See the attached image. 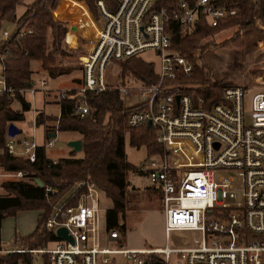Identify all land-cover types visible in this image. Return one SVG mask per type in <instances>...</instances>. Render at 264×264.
<instances>
[{
  "label": "built area",
  "instance_id": "1",
  "mask_svg": "<svg viewBox=\"0 0 264 264\" xmlns=\"http://www.w3.org/2000/svg\"><path fill=\"white\" fill-rule=\"evenodd\" d=\"M76 3L90 16L86 21L92 38L86 41L84 58L79 57L82 75L77 87L59 91L58 99L74 98V113L82 116L88 109L87 93L111 87L119 91L125 106L132 108L125 126L136 128L149 122L160 146L159 152L148 156L147 166L137 169L159 192L165 241L171 232L192 233L196 241L177 248L168 247L167 242L162 248L145 249L99 245L100 189L79 180L65 200L51 206L43 221L44 229L54 236L49 241L53 247L10 252L40 254L42 264H168L171 253L181 264H264V88L245 102V89L239 85L224 87L210 105L202 98L192 100L174 82L180 75L189 76L192 64L170 46L171 25L184 31L204 19L215 26L236 9H226L219 0H116L115 8L109 10L97 0V23L83 0H68L69 8ZM30 32L18 30L15 39ZM8 35L2 31L3 40ZM257 45L264 50L262 40ZM145 50L158 57L156 83L133 87L107 83L111 63ZM45 84L40 80V86ZM0 95L14 96L1 76ZM4 147L7 154L33 162L37 144L31 138L16 142L6 136ZM0 179L38 186L36 178L20 170H0ZM43 190L48 195L58 191L50 185ZM59 227L71 242L55 236ZM106 240H118L116 230L106 231Z\"/></svg>",
  "mask_w": 264,
  "mask_h": 264
},
{
  "label": "trees",
  "instance_id": "2",
  "mask_svg": "<svg viewBox=\"0 0 264 264\" xmlns=\"http://www.w3.org/2000/svg\"><path fill=\"white\" fill-rule=\"evenodd\" d=\"M59 0H31L24 4L22 12L16 16L17 5L24 0H0V23L10 22L13 31L6 39L0 40V76L13 90L14 97L20 103V110L10 107L11 99L0 95V170L23 171L26 175L39 180L42 185L57 187L56 194L44 193L43 186L19 181H7L1 184L8 193L0 196V219L11 216L20 210H38L37 223L34 230L14 243L18 248L37 249L54 240L52 232L43 227V221L48 216L51 206L67 189L79 180L93 182L111 202L110 208L104 210V228L106 231L116 230L118 237L125 233V218L129 215V197L144 201L147 194L154 195L160 208L159 192L151 185L138 189L132 184V178L143 175L137 167L129 163L124 154V136L128 144L138 148L143 146L146 153L160 151L155 143L151 128L140 126L127 128L125 118L132 110L126 107L123 97L113 87L94 94L87 93L85 100L87 112L82 116L74 113V98L58 99L59 115L45 116L39 112L35 116V124L46 125V131L75 132L79 136L80 158H58L54 161L44 154L43 146L35 149L33 162H28L19 156L5 152V130L9 122L23 119V112L29 109V104L22 98L20 90L29 88L34 80L30 63L36 61L42 70L50 76L69 73L72 68L56 65L66 47L63 35L65 23L53 19L51 11ZM97 0H83L94 18L98 16L95 8ZM109 10L116 6V0H102ZM226 9L234 8L236 13L226 17L215 26H210L204 19H198L182 31L178 25H171L170 46L185 56L192 64L189 76L180 75L174 82L180 86V91L192 100L202 98L207 105L216 102L224 87L229 83L212 78L211 69L205 62V55L215 49L240 48L243 46L241 31L254 24L264 22V0H219ZM164 3V0H160ZM66 0H62L55 16H61ZM30 29L18 40L15 34L18 30ZM264 34L263 30L257 31ZM73 55L75 50L69 49ZM118 65V84L129 87L134 84L148 85L157 82L155 67L151 62L144 61L139 56L116 61ZM154 205V204H153ZM156 205V204H155ZM158 208V207H157ZM130 216V215H129ZM30 253L0 254V264H21L31 259Z\"/></svg>",
  "mask_w": 264,
  "mask_h": 264
},
{
  "label": "rangeland",
  "instance_id": "3",
  "mask_svg": "<svg viewBox=\"0 0 264 264\" xmlns=\"http://www.w3.org/2000/svg\"><path fill=\"white\" fill-rule=\"evenodd\" d=\"M31 0H24L23 4L17 5L15 9V15L18 16L23 8L24 4ZM62 0L57 2L58 7ZM68 13V18L65 21V32L63 40H66L69 44L64 43L66 50L61 55L60 59H56L54 62L56 65H63L71 67L72 70L69 73L58 74L50 76L42 70L39 63L33 61L30 63V69L32 71V79L35 81L34 87L36 90L33 94L26 93L25 98L30 103V108L23 112V119L21 121H15L14 124L18 127L20 132L14 135V138L20 136H32L38 145H43L46 140L44 139V125H34L33 117L35 112L42 111L45 114L55 116L58 112V105L56 103L58 99V93L61 90H66L68 87H77L78 80L81 78L82 71L78 64L79 57L85 54L86 48L89 44L86 43L89 38H92L91 29L87 25L88 12L82 6V4L76 3L72 8H69L68 0L64 6L63 12ZM62 16V15H61ZM58 16V17H61ZM55 16V18H58ZM90 19V18H89ZM96 22H99V16L96 18ZM14 25L10 22L3 21L0 23V40L3 38L2 31L11 33ZM78 30L76 37V46L71 47L73 43L75 33ZM264 31V22L257 21L254 27H248L241 31L243 38V46L240 48L226 49L219 48L208 52L205 55V62L211 69V75L214 80L222 82V84L229 83L230 85H239L245 89L244 102L248 101L252 93L264 88V50L259 49L257 41L262 40L264 45V34H259L257 31ZM85 41V43H84ZM69 49H74L76 54L69 52ZM88 49V48H87ZM141 59L147 62H151L156 68L158 66V57L154 51L145 50L138 55ZM84 57V56H82ZM118 65L117 62L111 63L110 69L107 70V83L110 86L118 84ZM40 80L46 82L44 86H40ZM134 84L129 87H133ZM47 94V95H46ZM13 110H18L19 106L16 102H12L10 105ZM246 119L248 120V109L245 106ZM47 124H52L49 121ZM79 135L75 132L62 131L56 133L53 138V142L50 146H44V154L49 159L58 158H80L82 157V151H73L67 146V143L71 140H75ZM14 140V139H13ZM123 149L126 160L135 167H146L150 155H148L143 146L138 148L132 147L128 144L127 136H124ZM154 153H151V155ZM132 184L141 189L145 186H149L150 183L144 175H139L132 178ZM75 189L71 185L67 191L62 194L59 199L54 203L57 206L62 200H65L69 194ZM0 195H5L4 191L0 189ZM155 196L147 194L144 201L136 198H130L128 201L129 215L125 218V233L123 236H119L118 240L110 241L106 240V230L104 228V210L110 208L111 202L108 198L103 196L100 191L98 194L97 206L99 210V222H98V235L97 242L99 245L106 246L114 249H145V248H162L167 242L168 247L177 248L183 246H189L196 239L192 238V233L189 232H171L168 235V240L165 241V233L163 228V218L160 211L158 202L154 199ZM154 204V205H153ZM156 204V205H155ZM158 207V208H157ZM37 211V210H36ZM33 209L24 210L23 215H30V217L38 215L40 212H36ZM7 218V217H6ZM53 243L48 242L46 248H52ZM114 259L119 260V256H115ZM43 256L40 254L32 255V262L30 264H42ZM168 264H181V260L176 254L171 253L168 258Z\"/></svg>",
  "mask_w": 264,
  "mask_h": 264
},
{
  "label": "crops",
  "instance_id": "4",
  "mask_svg": "<svg viewBox=\"0 0 264 264\" xmlns=\"http://www.w3.org/2000/svg\"><path fill=\"white\" fill-rule=\"evenodd\" d=\"M55 10H56V8L53 11H51V15H52L53 19L59 20V21H65V19L68 18V16H67L68 13L66 11L62 13V16L61 17L55 18L54 14H53V12ZM76 32L77 33H75V37H74L73 43L71 44V47L76 46V37H77V34H78V30ZM64 42L67 43V44H69L68 42H66L65 39H64ZM79 81H80V79L78 80V83H79ZM34 84H35V81H34V83L29 88H25V89L20 90V93L22 95V98L29 104V108H30V103L26 100L25 94L26 93L33 94L36 90H38V89H35ZM74 88H76V87H68V89H66L65 91L72 90ZM29 89H32L33 92L30 93L29 92ZM57 101H58V99H57ZM57 101H56V103H57ZM12 102H16L18 104L19 109L16 110V111H19L20 110V103H19V101L14 96H13V98H11L10 105H11ZM57 105H58V112L55 115L56 117H58L59 110H60L59 109V106L60 105L58 103H57ZM39 112H42V111H39ZM39 112H35L34 113V117H33V123H34V125H36L35 124V116ZM42 113L45 116H52V115L45 114L44 112H42ZM19 121H21V120H19ZM14 122H12V123L14 124ZM48 122L49 121H45L43 123V125H44V129H43L44 139L46 140V142L43 145H41V146H43V149H44V146H47L46 143L48 141H51L52 140V142H53V138L55 137L56 133H58V131H56V132L46 131L47 128L45 126L46 125H51V124H47ZM52 124H53V122H52ZM38 125H41V124H37L36 126H38ZM19 132H20V130L18 129V133ZM50 134H53V136H49ZM6 136L7 135H6V130H5V137ZM22 137L31 138V139L34 140V138L32 136L29 137L27 135L26 136H20V137H18L16 139L13 136V139L17 142ZM76 139H79V138L76 137ZM37 146H39V145L37 144ZM54 160H56V159H53L52 161H54ZM3 182H7V181H4V180H1L0 179V189L2 191H4L2 189V187H1V184ZM4 193H5V195H0V196H7L8 195L7 192L4 191ZM23 212H24V210H20V211L15 212L11 216H6L7 218L4 217V218L0 219V254L12 253V252H10V250H13V249H22V248H18L16 245H14V243H17L20 238L29 235L34 230V228L36 226V223H37V219H38V213H36L35 216L30 217V215H27V214H25V216H24L23 215ZM36 212H38V210ZM31 260H32V255H31V259L28 262H25V263H31L32 262ZM21 264H24V262H22Z\"/></svg>",
  "mask_w": 264,
  "mask_h": 264
},
{
  "label": "water",
  "instance_id": "5",
  "mask_svg": "<svg viewBox=\"0 0 264 264\" xmlns=\"http://www.w3.org/2000/svg\"><path fill=\"white\" fill-rule=\"evenodd\" d=\"M177 98V96L175 97ZM149 126V122L146 123V127ZM18 133V128L12 123L9 122L6 126V135L8 137H13ZM49 136H53V134H50ZM67 146L70 147L73 151H78L80 150V141L79 139L71 140L67 143ZM36 183L38 186L41 185V182L39 180H36ZM54 234L57 238L60 239H67L71 242L69 236H67L66 231L64 228L59 227L54 231Z\"/></svg>",
  "mask_w": 264,
  "mask_h": 264
},
{
  "label": "bare ground",
  "instance_id": "6",
  "mask_svg": "<svg viewBox=\"0 0 264 264\" xmlns=\"http://www.w3.org/2000/svg\"><path fill=\"white\" fill-rule=\"evenodd\" d=\"M84 58V57H83Z\"/></svg>",
  "mask_w": 264,
  "mask_h": 264
}]
</instances>
